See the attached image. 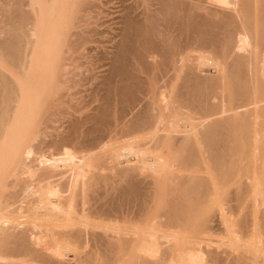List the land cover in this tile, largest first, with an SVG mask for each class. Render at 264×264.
<instances>
[{
    "label": "bare ground",
    "instance_id": "obj_1",
    "mask_svg": "<svg viewBox=\"0 0 264 264\" xmlns=\"http://www.w3.org/2000/svg\"><path fill=\"white\" fill-rule=\"evenodd\" d=\"M3 1L0 264H264V0Z\"/></svg>",
    "mask_w": 264,
    "mask_h": 264
},
{
    "label": "rangeland",
    "instance_id": "obj_2",
    "mask_svg": "<svg viewBox=\"0 0 264 264\" xmlns=\"http://www.w3.org/2000/svg\"><path fill=\"white\" fill-rule=\"evenodd\" d=\"M1 1H2V2H1ZM1 1H0V4L6 3V2L3 1V0H1ZM6 1L8 2L9 0H6ZM10 2H11V1H9L8 4H9ZM12 2H13V1H12ZM12 2H11V3H12ZM11 3H10V4H11ZM203 10H204V9H203ZM204 11H205V10H204ZM204 11L201 10V12H204ZM204 13H205V12H204ZM3 16H4L3 14L0 15V20L2 19V20H1V23H0V26H1L2 28H3V26H4L5 28H7L6 25H5V20H3V19H5ZM108 29H109V32H110V33H108V35L106 34V36H104L105 39L102 38L103 36L101 37V39H100V37L98 38L99 41H105V42H104V43H103V42H97V43L93 44V45H94L93 47H96V46H97L96 44L100 45V46H97L98 49H97V48H93V50L95 49L96 51L94 50V52H93V50H92V51H91V54H90V55L93 54V56H94V57L91 56V60H92V57H93V60H92V61H94V62H93L94 64H95V63H96V64L100 63L101 65H105V64L108 63L107 65H109V63L111 64V62L113 61L112 58H114V54L116 53V48H115V45H114V44H115V41L113 42V39H114L115 37H114V34L112 33L114 30H113V29H110V28H108ZM108 29H107V30H108ZM107 30L105 29V31H107ZM4 31H5L4 29H3V32L0 31V38H1V39H2V37H3L2 35H5V34H4V33H5ZM111 31H112V32H111ZM107 32H108V31H107ZM1 34H2V35H1ZM108 36H109L110 38H109ZM111 36L114 37V38H112ZM107 37H108V41H107ZM114 40H116V38H115ZM111 41H112V42H111ZM99 43H100V44H99ZM106 43H107V44H106ZM111 43H114V44H113L114 46H113ZM103 44L106 45L108 48L105 47V46H103ZM95 45H96V46H95ZM109 45H110V46H109ZM101 47H102V48H101ZM111 47H112V48H111ZM99 48H100V49H99ZM103 48H104V49H103ZM113 48H114V49H113ZM100 50H101V51H100ZM111 50H112L113 52H112ZM108 51H109L110 53H109ZM97 52H98V53H97ZM95 53H96V56H97V57H95ZM112 53H113V55H112ZM106 55H107V56H106ZM109 56H110V58H109ZM111 56H113V57H111ZM2 58L6 59V58L1 54V55H0V60H1ZM95 58H96V59H95ZM97 58H99V59H98L99 61L97 60ZM4 59H3L2 61L5 62V66L9 67L10 63H9L7 60H4ZM2 61H0V65H1V66H4V64H3ZM108 61H109V62H108ZM110 61H111V62H110ZM97 62H98V63H97ZM106 62H107V63H106ZM102 63H105V64H102ZM100 64H98V65H100ZM201 64H203V63H201ZM207 65H209V64H206V66H207ZM206 66H204V65H203V66H199L200 68H197L198 71L196 70V72H197V73L200 72V73H199L200 75H201V74H203V75L205 74V76H204L205 78H209V76H210L211 78H213V76H214L213 74L216 75L217 73L220 75V72H218V68H217V67H215V66H213V65H212L211 67H210V65H209L208 67H206ZM215 69H216L217 71H216ZM218 74H217V76H215L214 78L218 77V76H219ZM196 75H197V74H196ZM200 75H198V76H200ZM202 77H203V76H202ZM204 77H203V78H204ZM217 100H218V99H217ZM217 100H215V101H217ZM219 100H222V99H219ZM217 102H218V101H217ZM219 103H220V102H219ZM222 103H224L223 100H222ZM222 103H221V104H222ZM224 104H225V103H224ZM134 159H135L134 157L127 158V159H126V162L130 163L131 161H134ZM124 162H125V161H121V163H124ZM262 237H263V239H264V235H262ZM262 237H260V239L258 240V244H259V241L262 243V244L260 243L259 246L264 244V241H261ZM263 239H262V240H263ZM260 248H261V246H260ZM261 249H262V254H263V253H264V246H262ZM260 259H261V260H260ZM260 259H259V260H260L261 262H264V261H263V259H264V255H262V258L260 257Z\"/></svg>",
    "mask_w": 264,
    "mask_h": 264
}]
</instances>
